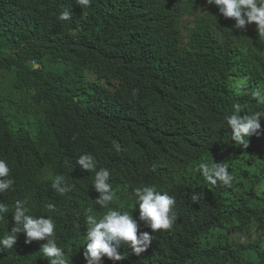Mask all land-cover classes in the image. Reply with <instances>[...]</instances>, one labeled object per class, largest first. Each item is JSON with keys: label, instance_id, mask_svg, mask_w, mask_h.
Here are the masks:
<instances>
[{"label": "trees", "instance_id": "16d2710c", "mask_svg": "<svg viewBox=\"0 0 264 264\" xmlns=\"http://www.w3.org/2000/svg\"><path fill=\"white\" fill-rule=\"evenodd\" d=\"M115 1L91 0L85 7L77 0H0V76L2 70H13L14 88L27 87L12 95L22 115L18 130L0 121V155L10 162L22 186L49 176V183L35 190L28 214L52 218L55 237H65L58 245L86 235V211L92 209L90 214L100 218L109 210L95 203L100 195L92 185L95 172L77 164L79 156L88 153L97 171L112 172L114 167L125 172L121 179L109 180L114 193L109 208L129 211L132 218L136 209V219L138 205L132 195L142 185L174 197L176 217L194 220L207 204L213 221L208 229L231 264H264V120L246 148L232 140L226 124L235 102L259 110L247 91H264V75L248 58L252 54L264 65V44L251 32L239 41L240 48L230 45L218 52L209 47L207 41L221 23L218 16L201 15L195 7L198 0H134L161 34L156 39L147 27L124 36L107 24ZM66 10L70 19L60 20ZM155 39L157 47L137 68L143 57L138 54L147 52ZM182 57L191 61L190 74L168 83L166 76ZM33 63L41 68L34 70ZM240 79L246 83L237 95L232 84ZM133 90L141 101L127 105L125 99ZM161 98L190 107L179 113V123L193 124L200 113L208 128L174 165L131 162L129 125L136 116L153 113ZM209 151L218 154L216 163L223 162L233 176L230 186L212 185L197 170ZM151 172L158 177L153 183H149ZM129 175L136 183L127 192L119 181ZM57 176L71 185L63 195L52 187ZM185 186L202 198L198 206L179 205ZM197 229V224L182 219L175 233L189 240ZM233 233H240L239 238L231 239ZM153 257L134 259L133 264H147L150 259L151 264H164L169 254L162 245ZM0 264L44 262L38 248L29 244L0 253Z\"/></svg>", "mask_w": 264, "mask_h": 264}, {"label": "clouds", "instance_id": "9594fccd", "mask_svg": "<svg viewBox=\"0 0 264 264\" xmlns=\"http://www.w3.org/2000/svg\"><path fill=\"white\" fill-rule=\"evenodd\" d=\"M77 2L86 7L91 0ZM195 7H199L196 10L201 15L218 16L221 27H217V31L207 41L208 46L216 51H225L230 45L239 47V41L249 37L251 32L264 44V0H198ZM70 16V12L66 10L60 14L59 19L69 20ZM107 24L118 28L124 36L147 27L152 28L156 39L161 34L153 29L142 4L134 0H116L110 7ZM156 39L147 52L138 54L143 57L136 62L137 68L147 61L151 50L157 47ZM248 61L261 76L264 75L261 61L252 54ZM32 65L34 70L41 68L39 63ZM190 65L191 61L182 57L166 76L168 83L184 80L190 74ZM16 81L13 70L1 71L0 92L4 95L0 94V121L14 132L21 125L22 115L12 101V95L27 88L25 85H21L19 89L14 88ZM245 83L244 79L233 82L232 88L237 95L245 87ZM135 92L133 90V95L125 99L127 105L140 103L141 97ZM247 95H251L259 110L250 111L249 106L235 102L233 112L226 118L232 140L243 148L248 146V138L261 129V120H264V91H247ZM189 108L179 102L161 98L153 113L136 116L128 128L131 142L127 155L131 157V162L141 165H154L156 162L174 165L176 158L187 152L191 141L205 127L208 128L200 113L193 124L179 123V113ZM218 159L219 156L214 151L205 153L203 163L198 165L197 170L212 185L220 182L230 186L233 176L223 162L216 163ZM209 160L212 161L207 163ZM77 164L83 170L95 172L92 175V185L100 194L95 203L109 210L97 218L90 214L92 209H88L85 215L86 235L78 241L69 239L61 246L58 244L65 237L60 240L55 237L56 226L51 217L28 214L35 190L49 183V176L40 183L22 186L16 179L10 162L0 155V253L33 244L38 248L44 264H133L134 259L143 260L147 256L152 258L154 254L155 257L163 245L169 254L164 264H231L230 258L224 255L225 252L213 240L212 230L208 229L213 221L207 204L194 220L176 217L173 211V207H177L174 197L166 191L157 190L155 186L142 185L133 190L132 196L136 198L138 205V216L135 219L136 209L132 211V218L129 211L109 208L114 199L109 180L111 177H124L123 169L112 167V172L105 168L97 171L95 159L88 153L80 155ZM157 178L151 172L149 183ZM62 183L64 187L60 186ZM134 183L135 179L131 175L119 181L121 189L127 192ZM52 187L63 195L70 190L71 185L65 182L63 176H57ZM201 202L202 198L194 191L186 186L181 189L179 205L192 208ZM182 219L198 225L197 232L189 240L176 236L175 232ZM152 260L150 259L151 262ZM150 261L147 264H151Z\"/></svg>", "mask_w": 264, "mask_h": 264}, {"label": "rangeland", "instance_id": "374dc122", "mask_svg": "<svg viewBox=\"0 0 264 264\" xmlns=\"http://www.w3.org/2000/svg\"><path fill=\"white\" fill-rule=\"evenodd\" d=\"M239 236H240V233H233L231 234L230 237L233 239V238H239ZM247 240L255 241V240H258V238H247Z\"/></svg>", "mask_w": 264, "mask_h": 264}]
</instances>
